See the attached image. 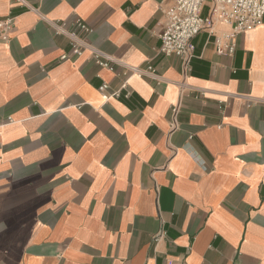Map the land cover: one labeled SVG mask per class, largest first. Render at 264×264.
<instances>
[{"label": "crops", "instance_id": "1", "mask_svg": "<svg viewBox=\"0 0 264 264\" xmlns=\"http://www.w3.org/2000/svg\"><path fill=\"white\" fill-rule=\"evenodd\" d=\"M172 2L0 0V264H264V20L233 55L201 31L180 99ZM75 15L119 72L154 74L104 97L121 75L61 59L51 20Z\"/></svg>", "mask_w": 264, "mask_h": 264}, {"label": "built area", "instance_id": "2", "mask_svg": "<svg viewBox=\"0 0 264 264\" xmlns=\"http://www.w3.org/2000/svg\"><path fill=\"white\" fill-rule=\"evenodd\" d=\"M206 0H173L164 10V21L161 31L162 45L160 52L175 55L182 61L183 78L179 82L180 99L188 90L186 78L192 68L195 57L194 38L204 30L214 37L216 51L220 54L233 55L236 49V38L239 33L253 31L264 20V0H210L209 11L204 14ZM55 33L70 39L71 50L61 56L66 60L72 56H81L89 52V57L102 68L109 69L124 79L119 87L110 82H103L99 91L106 98L119 97L127 89L133 77L154 74L153 66H126L122 71L116 68L112 56L95 46L91 41L93 28L79 15L71 20H51ZM227 29H219L220 26ZM16 26L12 16L0 19V38L9 41ZM180 100L173 106V129L178 125Z\"/></svg>", "mask_w": 264, "mask_h": 264}]
</instances>
